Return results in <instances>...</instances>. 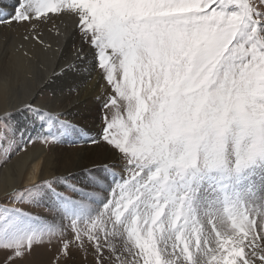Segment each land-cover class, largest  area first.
<instances>
[{
  "label": "snow or ice",
  "instance_id": "snow-or-ice-1",
  "mask_svg": "<svg viewBox=\"0 0 264 264\" xmlns=\"http://www.w3.org/2000/svg\"><path fill=\"white\" fill-rule=\"evenodd\" d=\"M7 7L0 28L24 29L23 41L47 51L43 29L60 35L57 21L71 18L80 46L31 99L0 113V158L37 142L85 153L81 176L4 193L0 264L44 245L55 247L52 264H264V0ZM89 62L107 85L93 107L81 99L87 78H76ZM16 71L0 68L6 95ZM49 89L52 105L38 104ZM69 104L98 116L94 136L68 118ZM44 203L51 221L15 206Z\"/></svg>",
  "mask_w": 264,
  "mask_h": 264
},
{
  "label": "bare ground",
  "instance_id": "bare-ground-1",
  "mask_svg": "<svg viewBox=\"0 0 264 264\" xmlns=\"http://www.w3.org/2000/svg\"><path fill=\"white\" fill-rule=\"evenodd\" d=\"M10 3L11 0H0V12L6 14L10 11V8L7 7ZM57 24L59 26L60 35L56 34L55 28L51 30H48V28L43 29L45 42L52 45L51 49L47 51L42 50L41 46L33 41H23L21 37L24 33V29L9 30L6 27L0 28V68L8 71L19 69V71L13 73L11 92L6 95L0 91V113L5 109H10L31 99L36 92L45 86L48 79L52 77L54 71L59 73L61 67L64 66L66 62H70L74 59L73 49L80 46L79 36L75 34L74 21L71 18H65L63 21H57ZM21 44H23V47H21ZM25 51L29 52L32 57L30 62L27 57L23 55ZM67 53H69L68 57L64 55ZM24 69H27V72ZM38 73H41L42 76H39ZM28 74L32 76V79H27ZM97 74L98 73H96V75ZM90 89L93 91L90 92ZM96 91L97 90L94 91L93 86L90 88L89 84H86V87L82 91L81 99L87 101H89V99L91 100V97L94 98L98 94ZM41 101L42 99L38 98L37 103L44 105ZM52 103L53 98L50 97L47 103H45V106H51ZM88 104H90V102ZM70 105L71 104L66 105V109H68ZM97 105L98 103L96 104L95 101V106ZM72 106L73 105H71V107ZM93 106L92 104L89 107ZM68 111L71 114H75L77 111V116L79 115L78 117H81L79 113L84 111V107L78 105ZM82 115L83 119H85L84 117L89 114L85 111ZM92 115L94 116L95 113ZM86 120L87 122H92L91 118ZM96 128H98V126ZM87 134L94 136L89 132H87ZM77 140H79V137H77ZM84 153V147L76 149L71 155L69 154L70 158L67 160H59L61 165L57 164V157H54V155H50L45 159L41 158V150L22 156V160L20 156L14 161V165H8L6 169L0 170V198L4 196L5 192H11L13 188L17 189L22 186V184L33 185L40 180L51 179L54 176L69 175L70 173L76 175L78 173L77 165L79 156ZM78 176H80V174H78Z\"/></svg>",
  "mask_w": 264,
  "mask_h": 264
},
{
  "label": "rangeland",
  "instance_id": "rangeland-1",
  "mask_svg": "<svg viewBox=\"0 0 264 264\" xmlns=\"http://www.w3.org/2000/svg\"><path fill=\"white\" fill-rule=\"evenodd\" d=\"M68 54L69 53L64 54V55H66L68 57ZM96 73H98V74L96 75ZM38 75L42 76L41 73H38ZM96 76H97V78H96ZM81 77L88 78V79H86L87 82L85 81V84H89L90 88H92V86H93L94 87V91L97 90L96 93L98 92V94H97L98 96L96 95V97H94V98L91 97L92 99L91 100L89 99V101H87L88 103L90 102V104H87V107L91 106L92 104L95 106V101H96V104L97 103L99 104L101 101L98 100V98L104 97L105 92L107 90V85L105 84V81L100 78V72L98 70H96V69L91 68L90 67V62H89L87 64L80 65L78 71L76 72V78H81ZM69 79H71V78H69ZM53 86L55 87V85H53ZM92 91L93 90H91L90 92H92ZM50 97L53 98L51 89H49V91L47 93H45L44 95H41V97H39V98H41L42 99L41 102H43L44 105H46L45 103H47V100ZM76 106H78V105H73L72 107L70 105V107L68 109H66L67 112L69 113L68 110L69 109L71 110V108H74ZM84 113H85V107H84V111L79 113L81 117H78L79 115L77 116V111H76L75 114L69 113V117L68 118L71 119L73 121V123L78 124L81 128L87 130V132L91 133L92 135H95L96 132L99 129V126H100L99 125L98 116L96 114L94 115V116H96L95 123H93L92 119H91L92 122H87L86 119H83V115L82 114H84ZM19 120L22 122L24 120V117H22V116L19 117ZM97 126H98V128H96ZM30 134L34 135V133H30ZM25 139H27V137H25ZM70 139L77 140V137H72ZM80 148H83L82 143L80 145H75V146H69V143H64L63 145H53V146H48V145H45V144H42V143H39V142H37L35 144H29V146H28L26 151L20 152V153L14 155L12 157V159L10 161H8L7 164H4L3 163V159L0 158V170L1 169L2 170L6 169L8 165L9 166L14 165L15 164L14 161L17 158H19L20 156H21L20 159L22 160V156L29 155V154L34 153V152L39 151V150L42 151V154L40 155L41 158L45 159L46 157H49L50 155H54V157H57V159H56L57 164L61 165V163H59L60 159L61 160H64V159L67 160L68 158H70V155L76 149H80ZM78 174H80V173H77L76 175H78ZM81 175L82 174H80V176ZM47 180H49V179H47ZM40 181H44V180H40ZM40 181H38V182H40ZM31 186L32 185H30V184L29 185L28 184L27 185L22 184V186L18 187L17 189H23V188L31 187ZM3 199H4V196H2L0 198V201H2ZM9 206L11 207L12 205H9ZM15 206L16 207H21L25 211L31 212L34 216L38 217L41 220H45V221H51L56 216L55 211L51 210L50 206L47 203L41 204L38 207H32V206H29L27 204L15 205ZM55 254H56L55 253V247H50V246H47V245L38 246V247L35 248L33 253L25 261H23V264H52V261H53V258L55 256ZM2 259H3V256H2V254H0V260H2ZM77 260L79 261L80 258L78 257Z\"/></svg>",
  "mask_w": 264,
  "mask_h": 264
}]
</instances>
